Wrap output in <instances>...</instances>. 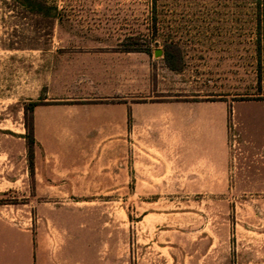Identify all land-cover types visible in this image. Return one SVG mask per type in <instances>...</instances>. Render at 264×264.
<instances>
[{
    "label": "rangeland",
    "instance_id": "1",
    "mask_svg": "<svg viewBox=\"0 0 264 264\" xmlns=\"http://www.w3.org/2000/svg\"><path fill=\"white\" fill-rule=\"evenodd\" d=\"M39 1L60 13L0 0L4 214L31 222L53 252L74 251L57 264H264V188L203 186L223 183L226 170L236 181L249 157L240 179H264V156H254L264 152L259 0ZM168 43L182 51L180 70L165 62ZM98 50H111V86L124 90L131 79L139 87L115 92L112 102L134 96L173 107L133 124L131 134L118 127L111 166L65 167L59 186H41L29 166L26 107L51 84L77 91V59ZM225 103L227 133L203 118L219 116Z\"/></svg>",
    "mask_w": 264,
    "mask_h": 264
},
{
    "label": "crops",
    "instance_id": "2",
    "mask_svg": "<svg viewBox=\"0 0 264 264\" xmlns=\"http://www.w3.org/2000/svg\"><path fill=\"white\" fill-rule=\"evenodd\" d=\"M111 57V50L81 53L76 62L79 72L76 77L77 91L65 93L63 88L55 90L51 84L41 98L31 99L39 101L33 108L36 138L34 174L42 181L41 186H59L55 182L61 180L65 167L74 171L80 166L83 171L85 168L89 171L90 167L93 170L100 165L111 166V139L115 137L118 127L131 134L133 124L155 118L157 109L173 107L164 102L139 101L134 96H123L122 101L112 102L115 92L133 95L139 92V87L131 79L124 90L118 91L111 86ZM56 79L64 82L62 76ZM184 107L189 109L190 103L187 102ZM219 109V116L206 113L203 118L209 123L219 121L220 129L227 133L228 105L221 104ZM183 118L190 121L195 115L187 113ZM76 141H82L80 145L84 150H75ZM65 148L69 150L65 152ZM254 156H264V152ZM249 158L246 166L237 170L236 181L228 179L230 176L226 170L223 183L203 186L264 188V179H240L249 176L245 169L255 160L253 158L249 162ZM219 163L226 166L227 157L224 155ZM87 178L91 177L87 175ZM85 201L88 202L86 199L78 202ZM73 252L68 248L53 252L31 222L13 221L0 207V264H57V261H70Z\"/></svg>",
    "mask_w": 264,
    "mask_h": 264
},
{
    "label": "trees",
    "instance_id": "3",
    "mask_svg": "<svg viewBox=\"0 0 264 264\" xmlns=\"http://www.w3.org/2000/svg\"><path fill=\"white\" fill-rule=\"evenodd\" d=\"M25 5H29L35 12L48 10L50 14L57 15L60 13L57 5H50L46 7L42 1L39 0H23ZM261 4L264 5V0H259V17H258V54H259V65L262 66V49L264 47V9L261 8ZM263 10V11H262ZM126 51H132L135 49H125ZM165 62L173 70H180L183 67V55L180 47L176 43H168L165 47ZM261 68V67H260ZM39 101H30L29 106L26 107V112H30L29 117L26 121V140H27V154L29 159V166L31 172L34 173V156H35V145L36 138L34 134V117L33 108Z\"/></svg>",
    "mask_w": 264,
    "mask_h": 264
}]
</instances>
